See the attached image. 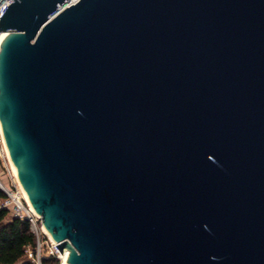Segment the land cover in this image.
Segmentation results:
<instances>
[{"label": "water", "instance_id": "1", "mask_svg": "<svg viewBox=\"0 0 264 264\" xmlns=\"http://www.w3.org/2000/svg\"><path fill=\"white\" fill-rule=\"evenodd\" d=\"M13 0L0 128L67 264H264V0Z\"/></svg>", "mask_w": 264, "mask_h": 264}, {"label": "built area", "instance_id": "2", "mask_svg": "<svg viewBox=\"0 0 264 264\" xmlns=\"http://www.w3.org/2000/svg\"><path fill=\"white\" fill-rule=\"evenodd\" d=\"M12 1L13 0H0V12ZM76 1L77 0H65L64 4L59 5L58 10H61L65 6H69ZM6 34L7 31L0 30V42ZM0 159L3 161L4 168L7 170L4 172L8 179V182L5 184L0 178V189L5 194V197L0 200V208L9 209L13 217L21 220H27L30 231L34 235V246L27 247L25 252L33 254L34 264H45V260H54L55 262L53 264H67V255L60 253L56 245L58 242L50 237L45 231L42 226L40 216L33 210L28 199L25 198L21 185L11 169L8 155L1 138Z\"/></svg>", "mask_w": 264, "mask_h": 264}, {"label": "trees", "instance_id": "3", "mask_svg": "<svg viewBox=\"0 0 264 264\" xmlns=\"http://www.w3.org/2000/svg\"><path fill=\"white\" fill-rule=\"evenodd\" d=\"M4 197L0 189V200ZM34 242L27 220L13 217L9 209L0 208V264H34L33 254L25 252ZM54 262L45 260V264Z\"/></svg>", "mask_w": 264, "mask_h": 264}, {"label": "bare ground", "instance_id": "4", "mask_svg": "<svg viewBox=\"0 0 264 264\" xmlns=\"http://www.w3.org/2000/svg\"><path fill=\"white\" fill-rule=\"evenodd\" d=\"M0 138L2 139V142H3L4 146H5L4 138H3V135H2V132H1V128H0ZM8 159H9V158H8ZM9 163H10V166H11V169H12L13 173H14L15 176L17 177V172H16L15 167H14L13 164L10 162V160H9ZM17 180H18V177H17ZM18 182H19V180H18ZM19 184H20V182H19ZM21 189H22V187H21ZM22 190H23V189H22ZM23 194H24L25 198H27V196H26V194H25L24 191H23ZM45 231L49 234L50 237H52L51 234H50L47 230H45Z\"/></svg>", "mask_w": 264, "mask_h": 264}, {"label": "rangeland", "instance_id": "5", "mask_svg": "<svg viewBox=\"0 0 264 264\" xmlns=\"http://www.w3.org/2000/svg\"><path fill=\"white\" fill-rule=\"evenodd\" d=\"M7 166H8V164H7ZM8 168H9V166H8ZM0 169L3 171L2 174L5 175V172L4 171L6 170V168H4V163H3V161L1 159H0ZM2 174L0 173V175H1L0 178L6 184L7 182H6V180H5V178H4V176Z\"/></svg>", "mask_w": 264, "mask_h": 264}, {"label": "crops", "instance_id": "6", "mask_svg": "<svg viewBox=\"0 0 264 264\" xmlns=\"http://www.w3.org/2000/svg\"><path fill=\"white\" fill-rule=\"evenodd\" d=\"M2 172H3V171L0 169V173H1V174H2ZM2 175L4 176L6 182H8V179H7L6 175H4V174H2Z\"/></svg>", "mask_w": 264, "mask_h": 264}]
</instances>
